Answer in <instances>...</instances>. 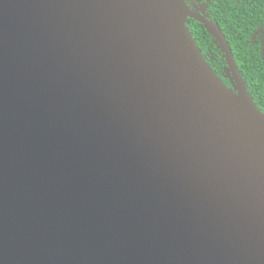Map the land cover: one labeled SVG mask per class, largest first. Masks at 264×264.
<instances>
[{
    "label": "water",
    "instance_id": "1",
    "mask_svg": "<svg viewBox=\"0 0 264 264\" xmlns=\"http://www.w3.org/2000/svg\"><path fill=\"white\" fill-rule=\"evenodd\" d=\"M187 17L0 0V264H264V116Z\"/></svg>",
    "mask_w": 264,
    "mask_h": 264
},
{
    "label": "flooded vegetation",
    "instance_id": "2",
    "mask_svg": "<svg viewBox=\"0 0 264 264\" xmlns=\"http://www.w3.org/2000/svg\"><path fill=\"white\" fill-rule=\"evenodd\" d=\"M185 3L193 15L186 18V26L206 63L234 94L238 93L234 78L240 77L253 104L264 116V86L260 83L264 82V0H185ZM196 18L208 21L222 32L234 66L230 65L221 43Z\"/></svg>",
    "mask_w": 264,
    "mask_h": 264
},
{
    "label": "trees",
    "instance_id": "3",
    "mask_svg": "<svg viewBox=\"0 0 264 264\" xmlns=\"http://www.w3.org/2000/svg\"><path fill=\"white\" fill-rule=\"evenodd\" d=\"M202 30H203L204 35H205L206 37H208V36L206 35V32L204 31V29H202ZM235 40H236V39H233L232 41L235 42ZM260 83L264 86V82H260ZM261 84H260V85H261Z\"/></svg>",
    "mask_w": 264,
    "mask_h": 264
}]
</instances>
